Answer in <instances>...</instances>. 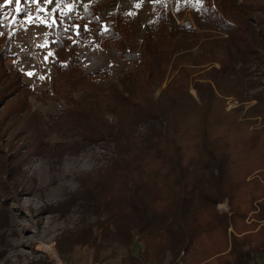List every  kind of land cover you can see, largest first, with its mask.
Segmentation results:
<instances>
[{
	"label": "trees",
	"instance_id": "obj_1",
	"mask_svg": "<svg viewBox=\"0 0 264 264\" xmlns=\"http://www.w3.org/2000/svg\"><path fill=\"white\" fill-rule=\"evenodd\" d=\"M176 2L173 8L170 0L165 5L161 0H151L154 19L139 40L133 39L125 20L120 28L116 26L118 13L108 16L111 22L104 27L97 16H89L93 12L90 8L84 12V19L72 20L67 28L52 25L53 72L48 87L39 93L37 85L19 82L23 74L17 68H5L3 76L16 74L18 86L29 93L66 101L70 107L52 116L50 122L54 123L64 119L78 124L84 121L85 107L75 102L74 96L83 82L108 93L97 99L89 97L90 94L81 96V102L94 104L90 116L95 120L75 144L101 139L105 132L110 135L115 152L111 157L116 165L114 176L125 186V202L113 211L116 214L113 221L128 244L132 243L133 228L143 233L133 242L138 253L127 254L121 264H179L176 258L180 252L199 248L205 236L215 233L220 243H209L208 252L205 250L206 255L197 261L199 264H256L264 254V226L257 229L251 222L244 223L245 215L240 209L244 202L235 197L252 196L253 201L260 203L256 220H264V184L261 183L264 173L259 174L260 178L246 179L251 169H264V128L249 130V121L238 119L239 108L225 111L223 99L218 96L234 94L240 101L256 97L243 99L244 91L254 82L246 81V69L236 65L239 59L246 62V58L258 56L262 48L260 33L244 25L249 19L245 2L253 3V0H244L241 5L236 0ZM257 9L251 11L261 13L264 7ZM187 10L195 14L199 29L214 28L229 37L210 40L188 21L178 24L175 16L181 19ZM88 23H99L101 41L112 42L117 47L122 66L113 64L109 72L84 74L74 49L78 46V36L87 38ZM72 24L81 25L79 34ZM5 27L3 48L7 57L4 59H9L13 35L6 24ZM200 37L204 41L200 45L201 54L198 61L192 62V45ZM216 62L218 68H208ZM197 64L204 65L206 70L200 77L202 80L193 82L192 66ZM191 85L197 97L191 94ZM258 96V102L246 112L264 117V93ZM30 113L34 124L44 122L36 111ZM107 115L114 121L108 122ZM237 145L243 150L239 156L234 151ZM254 155L258 164L252 159ZM235 168L245 171L235 176ZM20 184L17 182L15 188ZM252 185L256 186L257 194ZM237 190L240 191L234 193ZM224 200L230 207L229 216L216 209V204ZM123 216L128 217L125 220ZM168 254L172 257L170 262L166 261Z\"/></svg>",
	"mask_w": 264,
	"mask_h": 264
},
{
	"label": "rangeland",
	"instance_id": "obj_2",
	"mask_svg": "<svg viewBox=\"0 0 264 264\" xmlns=\"http://www.w3.org/2000/svg\"><path fill=\"white\" fill-rule=\"evenodd\" d=\"M165 1L161 0L163 5ZM190 1L195 3L197 0ZM170 3L174 8L177 2L170 0ZM137 4L140 6L136 7ZM236 4H244V0H236ZM70 5H74L71 11L68 10ZM245 5L248 6L249 19L244 25H249L260 33L262 48L258 56L246 58V62L239 59L236 65L246 69V81L254 82L244 91L243 99L256 97L240 101L234 94L218 96L223 99L225 111L239 108L238 119L242 117L243 120H248L249 130H261L264 128V117L257 113L247 114L246 110L258 102L259 94L264 93V10L261 13L251 11L263 8L264 0L245 2ZM17 6L15 0L12 3L0 0V264H121V259L127 254L138 253L133 242L143 233L133 228L130 232L132 243L128 244L125 236L118 233L113 221L116 219L113 211L119 210V206L125 202V186L114 176L116 165L111 157L115 156V152L110 135L105 132L104 136L99 134L101 139H86L75 144L84 130H90V125L95 120L90 116L94 104L81 102V96L90 94L89 97L97 99L103 95L108 96V93L84 82L79 85V91L74 93L77 99L75 102L82 103L87 113L84 121L81 120L79 124L68 119L50 122L52 116L59 115L62 109L70 105L64 100H48L37 93L48 87L53 72L49 55L54 47L52 25L67 28L72 20L80 22L84 19V12L90 8L93 12L89 16H97L98 22L102 20L104 27L111 22L108 16L118 13L116 26L120 28L121 22L125 20L126 26L130 25L133 32V39L136 37L139 40L154 19L151 0H67L66 4L60 5L58 11H53L57 8L56 0L51 3L46 0H39L38 3L20 0V11L15 10ZM29 17L32 22H29ZM41 19L45 23H41ZM175 20L178 24L188 21L202 32V36L210 40L229 37L225 32L214 28L199 29L195 14L190 10L181 19L175 16ZM5 24L13 35L9 44L12 57L9 59H4L7 57L3 48L7 30ZM78 25L81 27L80 24H72L77 34L80 28L75 26ZM97 26L99 23H88L87 38L78 36V46L74 49L84 74L109 72L113 64H123L118 57L117 47L112 42L101 41L102 32ZM81 31L84 34L83 28ZM203 42L201 37L194 40L192 62L199 60L200 45ZM45 44L46 47L40 46ZM211 66L218 68L219 63L208 68ZM203 67L202 64L192 66L193 82L202 80L200 77L206 70ZM5 68H17L23 74L19 82L37 85V93H29L19 87L16 74L3 76ZM29 72L33 75L29 76ZM190 92L197 97L193 85ZM100 102L106 105V102ZM29 110L36 111L44 122L34 124ZM107 116L108 122L114 121L111 115ZM94 130L98 131L97 125ZM236 148L234 151L239 156L243 150L239 145ZM252 159L258 164L255 155ZM244 171L245 169L235 168L233 174L239 176ZM82 172L85 173L80 175ZM260 173H264V169H251L246 179L260 178ZM17 182H22L20 187H24L17 185L15 188ZM261 183L264 184V180ZM255 190L256 186H253V192L257 194ZM238 191L240 190L234 193ZM235 200L244 202L240 208L245 215L244 223L251 222L257 225V229L264 226V220H256L260 204L257 200L253 201L250 195H237ZM194 202L198 203V200ZM216 209L228 216L231 214L227 200L217 203ZM128 216L123 217L125 219ZM230 229L229 226L227 237ZM215 234L208 238L205 236L199 248L187 253L180 252L176 261L179 264H199L197 261L206 255L209 243H220V237ZM171 259L168 254L166 261L170 262Z\"/></svg>",
	"mask_w": 264,
	"mask_h": 264
},
{
	"label": "snow or ice",
	"instance_id": "obj_3",
	"mask_svg": "<svg viewBox=\"0 0 264 264\" xmlns=\"http://www.w3.org/2000/svg\"><path fill=\"white\" fill-rule=\"evenodd\" d=\"M13 0H5V3H12ZM33 3H38L39 0H32ZM46 2L48 3H51L52 0H46ZM67 0H56V3H57V8L56 9H53V11H58L60 10V5H63V4H66ZM15 3L18 5L17 8L15 9L16 11H20V7H19V3H20V0H15ZM140 5L137 4L136 7H139ZM72 7H74V5H70L68 6V10L71 11L72 10ZM40 11H43V9H39ZM65 15H67V13L65 12L64 13ZM131 14V13H130ZM29 19V22H32V19L31 17L28 18ZM41 23H45V20L44 19H41L40 20ZM54 22V21H53ZM76 28H79V26H75ZM104 31H107V29H104ZM41 47H46V44L45 45H40ZM49 55H52V53H49ZM45 59H47V56L45 57ZM29 76H32L33 73L32 72H29L27 73ZM41 79H43V77H41Z\"/></svg>",
	"mask_w": 264,
	"mask_h": 264
},
{
	"label": "built area",
	"instance_id": "obj_4",
	"mask_svg": "<svg viewBox=\"0 0 264 264\" xmlns=\"http://www.w3.org/2000/svg\"><path fill=\"white\" fill-rule=\"evenodd\" d=\"M256 264H264V254H263V257Z\"/></svg>",
	"mask_w": 264,
	"mask_h": 264
}]
</instances>
